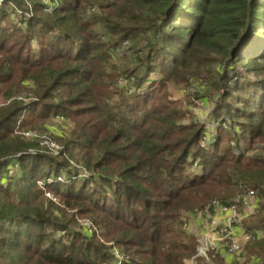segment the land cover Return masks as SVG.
<instances>
[{
    "label": "trees",
    "instance_id": "16d2710c",
    "mask_svg": "<svg viewBox=\"0 0 264 264\" xmlns=\"http://www.w3.org/2000/svg\"><path fill=\"white\" fill-rule=\"evenodd\" d=\"M14 1L0 5V97L26 100L0 104V264H185L193 212L250 190L241 264H264V0ZM205 88L217 126L201 147L190 108ZM34 130L60 143L56 156L22 134ZM209 257L195 262L227 264Z\"/></svg>",
    "mask_w": 264,
    "mask_h": 264
},
{
    "label": "rangeland",
    "instance_id": "374dc122",
    "mask_svg": "<svg viewBox=\"0 0 264 264\" xmlns=\"http://www.w3.org/2000/svg\"><path fill=\"white\" fill-rule=\"evenodd\" d=\"M16 1L20 2L19 4L23 3L24 6H25V9L29 10L28 12H30V10H32V8H33L32 4L35 3L36 1L42 2V4L46 8V11H50V9H52L53 7L60 6L62 4L63 0H16ZM3 2H4V0H0V5L3 4ZM15 4L16 3H15L14 0H9L8 7H13ZM24 6L21 7L20 10H23L22 8H24ZM33 44H34V46H36L37 45V41H35V43H33ZM260 63L262 64V62H260ZM263 68H264V62H263ZM252 75H249V76L253 77ZM151 77L153 79H155V78L158 77V74H154L153 73V74H151ZM191 89L194 91V88H191ZM170 90L173 92L174 98H182L186 94V91H184L183 89H175L172 85H171ZM201 91L204 92L203 96L200 97L199 99H196L195 100L196 105L192 106L190 109H191V111H193V113L196 116V118L198 120H200V122L206 128L207 135H203L202 136V138L199 140V144H200L201 147H207L209 145H213L214 142H215V138H214V142L209 140V138H211L212 136H214L216 134V128L215 127L217 126V123L215 122V119H214L213 107H215V105H216V102L218 100L217 99L218 96H217V94H215V92H213L212 94H209L207 88H205L204 90H201ZM23 97H25V100H26V93L21 94V95L12 96L9 99H5V98L0 97V104L8 103V102H10L12 100H17V99L19 100V99H21ZM31 99L32 98H30V100ZM50 122H52V123H50ZM50 122H49L50 123V127L54 128L56 130L54 132V135L55 134L57 135L60 132L61 133L63 132V134L66 133L67 128L69 126V123L62 122L61 120H56V119H54V121H50ZM22 134L24 136H26V137H31V138L35 139L37 141L38 145H39V151L42 152V153H47V154H49L51 156H56L59 153L60 149H61L60 143L58 141H55V140H52V139L49 138V136L51 135L49 132L46 133V134H44V133L41 134L37 130H34V131H31V132L23 131ZM242 137H244V138L240 139L241 147H243L244 144L248 140V138H247L248 136H246L245 133H244V135ZM261 150H263V152H264V141H256L254 151L259 152ZM188 159L191 161L192 157H189ZM197 161L198 160L196 159V162ZM189 168H190L189 170L191 172H194V173H195V171L198 172V173L201 171V168L199 167V164H195V162H193V164H191V166ZM79 174H80V177H83V175H85L84 177H90L91 176L90 172H84L83 171V173H79ZM53 176H55V174H53ZM66 177H67V173H62L61 175L58 174L56 179L60 180V181H67ZM52 181H53V179L49 178L46 181V183L49 184ZM37 183H38L39 186H41V187L43 186L41 180H38ZM78 186H79V184H76L75 187L77 188ZM246 195H247V193L235 196L232 199L231 203L235 202V200H239L240 198L245 197ZM44 197L47 198V199H51L55 203L58 202V197L55 196L54 193L52 191H50V190H46L44 192ZM255 200H259V199L256 198ZM219 205H222V204L218 200L213 199L209 203H207L205 208L199 209L198 211L193 212V214L188 218L187 227L186 228H187L188 231L193 232V234L196 237L195 254L197 253V247H200V244H201L202 240L205 238V236L213 235V233H215L216 230L218 229L219 224L218 225L214 224L215 223V218L214 217L213 218H209V217H210L211 208H217V207H219ZM239 206H240L239 203H236V210H238ZM255 206L257 207V202H256ZM246 209L247 208H245L243 212L242 211L240 212L241 213L240 214L241 217L244 216L245 212H247ZM68 211H70L72 213H77L76 209H70ZM206 215H207V217H206ZM246 215H248V213H246L245 216ZM75 218H76V221L78 222L80 228L81 227H85V228L89 229L90 231H92L93 233L98 234V229L96 228V223H94L91 220V218H89V216L76 215ZM100 240H102V239H100ZM114 249H115V252L117 253L118 248H116L114 246ZM209 252L207 253V256H206L207 258L203 257L204 259L209 260L208 259ZM215 252L220 254V256L223 258L224 262H226L227 264H230V263L235 262V261H237L239 264L242 263V261L235 260L234 257L229 256V254L226 252L225 248H223L219 244L215 248V251L212 252L211 254L215 255ZM220 252L224 253V254H221ZM243 252H244V259H245V257L247 255L245 254L244 246H243ZM227 256L231 257V258H229L228 261L225 260V258ZM190 259H188L185 264H188ZM194 264H196V262Z\"/></svg>",
    "mask_w": 264,
    "mask_h": 264
},
{
    "label": "built area",
    "instance_id": "2783aa9c",
    "mask_svg": "<svg viewBox=\"0 0 264 264\" xmlns=\"http://www.w3.org/2000/svg\"><path fill=\"white\" fill-rule=\"evenodd\" d=\"M209 140L214 142L213 136ZM245 197L255 198L256 195L254 191L250 190ZM239 200H235L231 205H219V208L222 210H230V215L222 224H219L218 229L213 235L205 236L200 247H197V253L190 259L188 264H194L197 257H206L209 251V254L214 252L218 244L225 248L229 256L234 257L235 260H244L243 245L252 236L241 226V220L244 216L241 217L238 210H236V203ZM262 200L264 201V196ZM255 201L258 206V200ZM256 208L254 205L252 211L254 212Z\"/></svg>",
    "mask_w": 264,
    "mask_h": 264
},
{
    "label": "crops",
    "instance_id": "0c3cea01",
    "mask_svg": "<svg viewBox=\"0 0 264 264\" xmlns=\"http://www.w3.org/2000/svg\"><path fill=\"white\" fill-rule=\"evenodd\" d=\"M239 203V208H238V212L240 213L241 211L243 212L245 208L248 214L252 213V209L254 207V205H256V201H255V198H250V197H243L241 200L237 201ZM241 214V213H240ZM244 214V216H245ZM230 215V211L229 210H222L220 209L219 207L217 208H212L211 211H210V217L209 218H215V223L214 224H222L226 218ZM207 217V215H206ZM204 218V217H203ZM221 253V252H220ZM221 254H224V253H221ZM229 256H227L225 258V260H229ZM232 260V259H231ZM231 262V261H230Z\"/></svg>",
    "mask_w": 264,
    "mask_h": 264
}]
</instances>
